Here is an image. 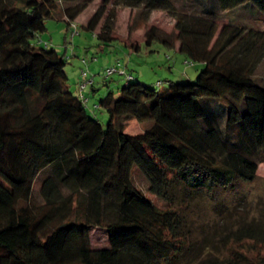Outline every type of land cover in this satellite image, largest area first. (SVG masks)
Returning a JSON list of instances; mask_svg holds the SVG:
<instances>
[{"label": "trees", "instance_id": "1", "mask_svg": "<svg viewBox=\"0 0 264 264\" xmlns=\"http://www.w3.org/2000/svg\"><path fill=\"white\" fill-rule=\"evenodd\" d=\"M91 1L0 0V264H178L191 234L180 205L201 196L231 215L218 191L252 181L264 159V28L217 24L239 9L264 21V0H101L82 25L93 31L106 14L103 44L111 2L136 8L137 23L166 9L171 30L149 25L145 43L178 44L202 63L194 80L149 86L131 74L108 87L96 103L105 124L70 88L65 54L33 40L47 19L70 27ZM130 120L142 131H127ZM235 227L224 252L196 264H264V201L260 217ZM92 228L107 246H93Z\"/></svg>", "mask_w": 264, "mask_h": 264}, {"label": "rangeland", "instance_id": "2", "mask_svg": "<svg viewBox=\"0 0 264 264\" xmlns=\"http://www.w3.org/2000/svg\"><path fill=\"white\" fill-rule=\"evenodd\" d=\"M100 1L92 0L76 16L75 29L71 25L68 27L65 20L47 19L46 31L39 33L33 40L47 43V47H53L65 54L68 59L65 70L70 88L86 98L84 101L87 111L105 124L108 115L103 107L96 105L98 98L104 95L108 87L117 91L129 73L143 84H159L162 87L168 84L169 79L194 80L201 68V62L190 59L186 53L180 51L178 44L168 46L159 40L145 43L143 34L147 26L155 24L164 30H171L174 19L166 9L152 10L145 23H137L136 8L111 2L108 6L114 11L112 39L108 44H103L96 35L106 14L93 31L82 25L88 21ZM217 21L218 26L227 22H244L252 27L264 28V21H255L254 17H248L242 9L224 12ZM108 68H114V71L107 74ZM256 74L264 76V56L258 61ZM82 84L84 85L81 86ZM91 86L95 89H91ZM126 130L139 132L142 128L135 120H130ZM133 177L136 184L158 206H166L163 200L148 191V183L142 174L135 171ZM39 186L40 182L36 181L32 194L40 201ZM217 195V200H223L229 204V208H234L231 215L221 206L214 209L213 201L201 196L190 199L184 206L180 205L179 210L189 220L191 234L189 246L178 264H196L210 253L221 254L224 252L221 237L235 229L240 220L260 217L264 201V159L259 162L252 181L238 180L230 187L220 189ZM242 199L245 200L244 203H240ZM90 232L93 246L108 245L104 230L92 228Z\"/></svg>", "mask_w": 264, "mask_h": 264}, {"label": "built area", "instance_id": "3", "mask_svg": "<svg viewBox=\"0 0 264 264\" xmlns=\"http://www.w3.org/2000/svg\"><path fill=\"white\" fill-rule=\"evenodd\" d=\"M70 25L75 29L76 28V22L73 20V21H71L70 22ZM40 40H38V42H39ZM114 71V68H108L107 69V74H111L112 72ZM82 74H85V72H82ZM127 78H131V74L129 73L128 75H127ZM84 84H82L81 86H83ZM86 98L84 97V100H85Z\"/></svg>", "mask_w": 264, "mask_h": 264}, {"label": "crops", "instance_id": "4", "mask_svg": "<svg viewBox=\"0 0 264 264\" xmlns=\"http://www.w3.org/2000/svg\"><path fill=\"white\" fill-rule=\"evenodd\" d=\"M201 66H202V63H201ZM94 88H95L94 86L91 87V89H94Z\"/></svg>", "mask_w": 264, "mask_h": 264}]
</instances>
